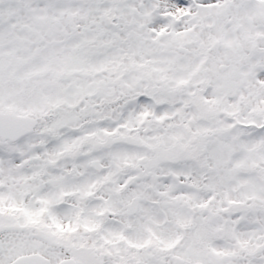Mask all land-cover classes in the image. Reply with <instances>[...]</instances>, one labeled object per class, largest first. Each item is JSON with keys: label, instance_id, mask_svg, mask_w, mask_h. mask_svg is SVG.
<instances>
[{"label": "snow or ice", "instance_id": "6c2138e0", "mask_svg": "<svg viewBox=\"0 0 264 264\" xmlns=\"http://www.w3.org/2000/svg\"><path fill=\"white\" fill-rule=\"evenodd\" d=\"M0 264H264V0H0Z\"/></svg>", "mask_w": 264, "mask_h": 264}]
</instances>
